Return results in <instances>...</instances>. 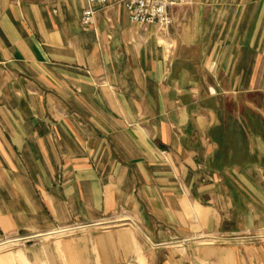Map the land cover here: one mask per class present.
Instances as JSON below:
<instances>
[{
	"label": "crops",
	"instance_id": "obj_1",
	"mask_svg": "<svg viewBox=\"0 0 264 264\" xmlns=\"http://www.w3.org/2000/svg\"><path fill=\"white\" fill-rule=\"evenodd\" d=\"M87 6L0 0V264H264V0Z\"/></svg>",
	"mask_w": 264,
	"mask_h": 264
},
{
	"label": "built area",
	"instance_id": "obj_2",
	"mask_svg": "<svg viewBox=\"0 0 264 264\" xmlns=\"http://www.w3.org/2000/svg\"><path fill=\"white\" fill-rule=\"evenodd\" d=\"M189 1L191 0H88V6L81 15V22L85 29H89L94 22V15L98 8L111 3H120L126 8L133 22L140 24L157 22L165 27L170 21L169 7ZM81 227H65L62 231L68 232ZM19 238L21 237L6 238L2 242L17 241Z\"/></svg>",
	"mask_w": 264,
	"mask_h": 264
},
{
	"label": "rangeland",
	"instance_id": "obj_3",
	"mask_svg": "<svg viewBox=\"0 0 264 264\" xmlns=\"http://www.w3.org/2000/svg\"><path fill=\"white\" fill-rule=\"evenodd\" d=\"M14 237H18V236H13V237H7V238H14Z\"/></svg>",
	"mask_w": 264,
	"mask_h": 264
}]
</instances>
